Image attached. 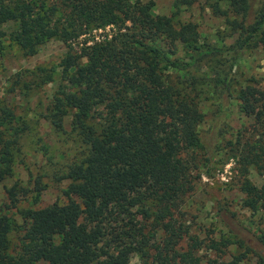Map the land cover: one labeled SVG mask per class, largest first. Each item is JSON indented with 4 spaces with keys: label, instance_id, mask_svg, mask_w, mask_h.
I'll return each instance as SVG.
<instances>
[{
    "label": "trees",
    "instance_id": "trees-1",
    "mask_svg": "<svg viewBox=\"0 0 264 264\" xmlns=\"http://www.w3.org/2000/svg\"><path fill=\"white\" fill-rule=\"evenodd\" d=\"M185 3L176 0V10L162 15L143 0H0V45L8 36L3 26L12 22L9 37L29 56L51 39L67 45L60 63L65 84L43 117L58 137L82 145L55 174L69 180L66 202L22 210V225L0 204V264H130L133 254L143 264H202L203 248L223 256L238 241L243 251L208 264H250L253 258L264 264L263 234L202 238L184 219L182 207L196 183L191 155L208 151L199 129L202 96L226 110L238 92L240 111L264 128V86L233 90L229 70L217 61L222 50L201 42L196 23L179 19ZM231 6L234 13L219 4L213 9L239 33L237 46L256 37L264 45V10L250 22L249 0H231ZM108 26L111 34L75 47ZM21 117L0 104V182L16 175L22 139L31 130ZM42 150L50 153L46 145ZM232 150L244 175L249 166L264 172V129L258 140ZM22 188L16 182L8 189L13 204ZM242 190L245 206L264 215V183L245 179Z\"/></svg>",
    "mask_w": 264,
    "mask_h": 264
},
{
    "label": "rangeland",
    "instance_id": "rangeland-1",
    "mask_svg": "<svg viewBox=\"0 0 264 264\" xmlns=\"http://www.w3.org/2000/svg\"><path fill=\"white\" fill-rule=\"evenodd\" d=\"M143 1L154 2L155 14L171 15L176 10V0ZM189 1L190 4L182 5L179 19L196 23L201 42L222 50L217 61L224 63L222 67L229 70L233 90L239 91L249 84L264 86V45L260 38L250 40L247 46L240 49L236 44L239 33L232 32L224 17L214 14V4L234 13L231 12V0ZM249 2L248 21L251 22L257 13L264 10V0ZM3 29L8 36L0 45V104L9 106L15 114L21 115L31 130L22 139L21 153L15 166L16 175L0 182V204L9 205L10 208L5 209V212L22 225V210L47 206L56 201L66 202L64 189L69 180H57L55 174L66 169L65 166L74 160L82 145L72 142L69 135L58 137L43 117L55 94L65 84L60 63L68 50L67 45L60 39H51L40 47L38 53L29 56L9 37L16 29L15 23H8ZM112 32L111 26L95 30L82 36L74 43L75 47L81 46L80 41L86 38L91 43L93 39L99 40ZM180 54L187 58L184 52ZM205 69L212 75L209 68ZM240 98L238 92L233 91L226 110L220 109L216 98L209 95L201 98L200 107L205 113V120L199 129L206 136L208 151L206 148L199 149L191 155L190 159L196 164L193 170L196 183L193 191L186 196L182 210L192 233H198L202 238L224 235L236 241L242 235H264V215L245 206L242 190L245 179L262 185L264 172L249 166L248 173L244 175L243 166L232 156L235 153L232 147L240 143L244 145L248 140H258L264 128L255 126L253 118L240 111ZM70 123L71 117H67L65 127L68 131ZM43 145L50 148L49 154L42 150ZM49 156H52L54 164L50 162ZM16 182L23 188L13 204L8 189ZM11 239L12 245H15V232H12ZM243 250L238 241L223 256L206 248L199 253L203 256L202 264H208L209 259L228 261L231 255ZM252 261L250 264H253ZM130 264H143V261L138 254H133Z\"/></svg>",
    "mask_w": 264,
    "mask_h": 264
}]
</instances>
